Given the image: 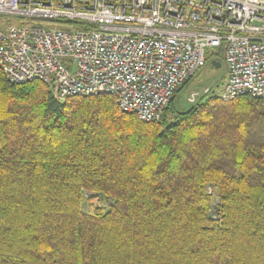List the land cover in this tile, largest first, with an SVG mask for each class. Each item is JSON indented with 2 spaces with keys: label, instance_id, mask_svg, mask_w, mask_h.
Instances as JSON below:
<instances>
[{
  "label": "trees",
  "instance_id": "16d2710c",
  "mask_svg": "<svg viewBox=\"0 0 264 264\" xmlns=\"http://www.w3.org/2000/svg\"><path fill=\"white\" fill-rule=\"evenodd\" d=\"M189 78L146 122L0 68V264H264V99Z\"/></svg>",
  "mask_w": 264,
  "mask_h": 264
},
{
  "label": "built area",
  "instance_id": "2783aa9c",
  "mask_svg": "<svg viewBox=\"0 0 264 264\" xmlns=\"http://www.w3.org/2000/svg\"><path fill=\"white\" fill-rule=\"evenodd\" d=\"M0 16L30 21L0 25L5 77L53 82L61 98L105 92L154 121L210 51L223 99H264V0H0Z\"/></svg>",
  "mask_w": 264,
  "mask_h": 264
},
{
  "label": "rangeland",
  "instance_id": "374dc122",
  "mask_svg": "<svg viewBox=\"0 0 264 264\" xmlns=\"http://www.w3.org/2000/svg\"><path fill=\"white\" fill-rule=\"evenodd\" d=\"M20 20L21 19L15 16H4V17H0V25L4 23L18 24ZM74 28L81 29L82 26L75 24ZM213 58H217V60L220 61L221 63L220 67L216 68L209 64L211 60H216ZM225 80H226V73H225L224 64L221 58V54L220 53L214 54L212 52L207 53L205 62L195 70V72L189 78V80L177 92L175 99H174V106L177 107L180 103L184 102L186 100V96L190 92L197 91V92L202 93V90L205 87H210V92L208 93L214 92L215 94L218 95L221 89L223 88ZM214 83L215 85L211 88V85H213ZM53 93L58 97V93H57V90H55V88L53 89ZM96 203L97 201L93 202V204H96Z\"/></svg>",
  "mask_w": 264,
  "mask_h": 264
},
{
  "label": "bare ground",
  "instance_id": "6f19581e",
  "mask_svg": "<svg viewBox=\"0 0 264 264\" xmlns=\"http://www.w3.org/2000/svg\"><path fill=\"white\" fill-rule=\"evenodd\" d=\"M17 18L21 19L20 22L18 23V25L21 26V27H24V26L26 27V26H28V25L30 24V21H29L28 19L24 18V17H17ZM42 23H43V25H44V23H46V22H42ZM49 24H52V23H49ZM89 28L92 29L93 27L91 26V27H89ZM209 52H210V51H207L206 54L209 53ZM205 59H206V56H205ZM204 62H205V60H204ZM204 62H203V63H204ZM211 63H212V62H211ZM201 65H202V64H201ZM201 65H200V66H201ZM212 65H213V64H212ZM0 68H1V67H0ZM187 79H188V78H187ZM187 79H186V80H187ZM186 80H184L183 82H185ZM8 81H10V80H8ZM27 81H29V80H27ZM10 82H13V81H10ZM20 82H21L20 80H17L16 82H13V83H20ZM23 82H24V81H23ZM183 82H182V83H183ZM52 83H53V82H52ZM182 83H181V84H182ZM181 84H180V85H181ZM180 85H179V86H180ZM179 86H178V87H179ZM178 87H177V88H178ZM177 88H176V89H177ZM176 89H175V90H176ZM175 90L173 91V93L175 92ZM57 93H58V92H57ZM173 93H172V95H173ZM207 93H208V92H207ZM107 94H108V93H107ZM199 94H200V93H199ZM202 94H203V93H201V95H202ZM205 94H206V93H205ZM172 95H171V97H172ZM218 95H219V96H217V97H221V98H223L222 96H220V93H219ZM58 97H60L59 94H58ZM171 97H170V99H171ZM60 98H61V97H60ZM232 98H234V97H232ZM170 99H169V101H170ZM229 99H230V98H229ZM169 101H168V102H169ZM116 102H117V101H116ZM167 104H168V103H167ZM167 104L164 106V108L167 106ZM119 108H120V107H119ZM164 108H163V109H164ZM120 109H121V108H120ZM163 109L161 110L160 115H161V113L163 112ZM121 110H122V109H121ZM122 111H123V110H122ZM124 112H126V111H124ZM128 113H133V112H128ZM133 114H135V113H133ZM135 115H136V114H135ZM160 115H159V118H160ZM136 117H137V115H136ZM159 118H158V119H159ZM137 119H139V118L137 117ZM158 119H157V120H158ZM140 120H141V119H140ZM141 121H143V120H141ZM154 121H155V120H154ZM154 121H152V122H154ZM158 121H159V120H158ZM146 122H148V121H146ZM150 122H151V121H150ZM150 122H149V123H150Z\"/></svg>",
  "mask_w": 264,
  "mask_h": 264
},
{
  "label": "water",
  "instance_id": "95a60500",
  "mask_svg": "<svg viewBox=\"0 0 264 264\" xmlns=\"http://www.w3.org/2000/svg\"><path fill=\"white\" fill-rule=\"evenodd\" d=\"M211 62L213 64V66L216 67V68L221 66V63L219 61H217V60H211Z\"/></svg>",
  "mask_w": 264,
  "mask_h": 264
},
{
  "label": "flooded vegetation",
  "instance_id": "af4514ba",
  "mask_svg": "<svg viewBox=\"0 0 264 264\" xmlns=\"http://www.w3.org/2000/svg\"><path fill=\"white\" fill-rule=\"evenodd\" d=\"M212 64V63H211ZM213 66V65H212Z\"/></svg>",
  "mask_w": 264,
  "mask_h": 264
}]
</instances>
